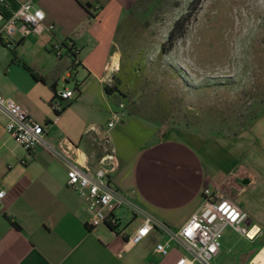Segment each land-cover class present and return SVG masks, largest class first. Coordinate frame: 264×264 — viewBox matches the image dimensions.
Here are the masks:
<instances>
[{
	"label": "crops",
	"instance_id": "1",
	"mask_svg": "<svg viewBox=\"0 0 264 264\" xmlns=\"http://www.w3.org/2000/svg\"><path fill=\"white\" fill-rule=\"evenodd\" d=\"M33 1L55 23L53 39H71L76 54L63 52L45 62L43 52L53 53L49 46L41 45L33 33L19 38L0 76V92L43 125L46 140L90 171L99 166L104 152L89 128L105 131L118 95L125 109L107 132L115 156L108 174L111 184L175 230L201 208L203 188L225 189L241 208L251 234L259 231L248 238L226 226L213 264H250L254 257L264 262V113L238 137L223 139L230 150L221 163L213 147L207 152L204 139L152 126L127 108L121 88L115 89L122 55L117 27L139 0ZM14 7L7 0V11ZM63 88L74 95L53 109L55 91ZM5 125L0 115V188L5 191L0 264H174L184 254L174 244L167 255L156 252V243L167 237L155 229L140 242L127 244L141 221L125 208L114 211L117 229L106 223L90 225L86 203L67 186L66 163L43 148L26 151Z\"/></svg>",
	"mask_w": 264,
	"mask_h": 264
},
{
	"label": "rangeland",
	"instance_id": "2",
	"mask_svg": "<svg viewBox=\"0 0 264 264\" xmlns=\"http://www.w3.org/2000/svg\"><path fill=\"white\" fill-rule=\"evenodd\" d=\"M182 15V36L161 51ZM120 20L116 76L127 108L154 127L204 139L207 152L213 147L226 162L230 146L223 139L238 137L264 113V0H139ZM12 55L0 46L1 77ZM42 56L48 62L54 54Z\"/></svg>",
	"mask_w": 264,
	"mask_h": 264
},
{
	"label": "built area",
	"instance_id": "3",
	"mask_svg": "<svg viewBox=\"0 0 264 264\" xmlns=\"http://www.w3.org/2000/svg\"><path fill=\"white\" fill-rule=\"evenodd\" d=\"M15 7L7 11V0H0V46L14 50L19 38L28 34H35L43 46H49L56 57L63 52L76 53L77 48L72 41L66 39L61 43L53 39L56 25L47 21L44 11L34 4L33 0H13ZM69 48V49H67ZM77 63V60L74 61ZM74 91L71 89H58L52 108L60 106V100L72 98ZM0 115L6 118V131L14 141L26 151L34 152L43 148L61 158L67 165V186L75 191L86 203L90 211V225L96 226L106 223L117 229L118 218L114 211L125 208L135 217L140 218V224L128 235L127 244H135L143 240L151 230L155 229L166 235L165 242L155 245V251L167 255L171 244L181 248L184 254L180 255L174 264H213L212 259L218 253L221 245V236L226 226H231L239 234L253 238L259 230L252 234L244 222L241 208L222 188L211 190L203 188V204L193 212L186 222L178 229H172L162 220L132 202L126 195L111 184L108 174L114 168V150L110 144L108 129L112 128L121 119V113L113 111L106 123L104 132L96 127H90L92 136L103 149L99 158V166L90 171L82 165L70 160V153L56 148L44 136V127L36 122L11 97H6L0 92ZM229 178L225 180L227 184ZM5 197L4 189L0 188V209ZM250 264H264L261 260L252 258Z\"/></svg>",
	"mask_w": 264,
	"mask_h": 264
},
{
	"label": "trees",
	"instance_id": "4",
	"mask_svg": "<svg viewBox=\"0 0 264 264\" xmlns=\"http://www.w3.org/2000/svg\"><path fill=\"white\" fill-rule=\"evenodd\" d=\"M88 6V5H87ZM186 16L187 15H182L181 17H179L178 19H176L175 21H174V23H173V25H172V27H171V29L169 30V32H168V34H167V37H166V40L162 43V45H161V51H165V47L167 46L169 49H170V47H172V45L174 44V42L179 38V37H181L182 36V34H181V32H183V28H185V23L187 22V18H186ZM68 40H70V41H72L71 39H68ZM67 49H69V48H67ZM53 52V51H52ZM66 53H69L70 54V56H74L76 53H74V52H66ZM74 61H75V59H73V63H74ZM74 64H76V63H74ZM120 70V69H119ZM119 80H120V78H117V84H118V86H115V89H119V85H120V83H119ZM107 89V88H106ZM120 91V94H121V96L123 97V96H125V97H127L126 96V94H124L122 91H121V89H119ZM110 226V225H109ZM110 227H112V226H110Z\"/></svg>",
	"mask_w": 264,
	"mask_h": 264
},
{
	"label": "bare ground",
	"instance_id": "5",
	"mask_svg": "<svg viewBox=\"0 0 264 264\" xmlns=\"http://www.w3.org/2000/svg\"><path fill=\"white\" fill-rule=\"evenodd\" d=\"M114 63L116 64V60H115V58H114ZM252 232V231H251ZM251 234V233H250Z\"/></svg>",
	"mask_w": 264,
	"mask_h": 264
}]
</instances>
